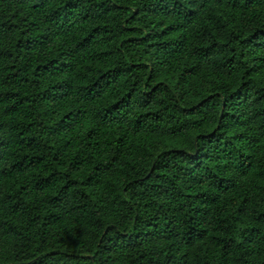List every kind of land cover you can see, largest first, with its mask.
Here are the masks:
<instances>
[{
    "label": "trees",
    "instance_id": "obj_1",
    "mask_svg": "<svg viewBox=\"0 0 264 264\" xmlns=\"http://www.w3.org/2000/svg\"><path fill=\"white\" fill-rule=\"evenodd\" d=\"M0 264H264V0H0Z\"/></svg>",
    "mask_w": 264,
    "mask_h": 264
}]
</instances>
